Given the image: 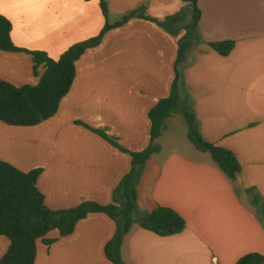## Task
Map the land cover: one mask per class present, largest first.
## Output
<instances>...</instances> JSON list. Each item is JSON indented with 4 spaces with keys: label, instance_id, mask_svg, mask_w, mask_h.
<instances>
[{
    "label": "crops",
    "instance_id": "0c3cea01",
    "mask_svg": "<svg viewBox=\"0 0 264 264\" xmlns=\"http://www.w3.org/2000/svg\"><path fill=\"white\" fill-rule=\"evenodd\" d=\"M101 1L0 0L14 45L53 60L99 36L106 22L136 13L77 61L53 118L33 127L0 122V160L26 173L41 169L37 186L50 210L115 205L131 154L150 145L149 112L170 95L177 70L179 108L165 121L159 150L137 168L135 187L140 213L170 208L186 229L161 237L134 223L122 264H236L264 256V0H200L198 30L189 32L192 6L182 0H103L106 19ZM175 16L171 30L159 24ZM185 36L192 47L176 66ZM227 41L234 43L227 56L210 46ZM34 66L27 52L0 51V79L15 87L39 84L44 68ZM186 109L204 141L233 153L241 167L235 182L189 140ZM116 231L107 215L90 214L71 235L52 231L46 239L53 244L38 241L34 264H112L105 246ZM9 246L0 236V260Z\"/></svg>",
    "mask_w": 264,
    "mask_h": 264
},
{
    "label": "trees",
    "instance_id": "16d2710c",
    "mask_svg": "<svg viewBox=\"0 0 264 264\" xmlns=\"http://www.w3.org/2000/svg\"><path fill=\"white\" fill-rule=\"evenodd\" d=\"M182 1L192 6V15L186 30L187 32L197 31L201 17L198 8L200 0ZM100 8L106 19L108 8L103 0L100 2ZM135 15L136 13H131L114 25L106 22L99 36L70 47L58 60H53L42 52H28L16 47L11 37L12 24L0 15V51L27 52L33 57L34 68L41 65L44 68L41 80L36 86L15 87L0 79V122L9 126L33 127L53 118L59 111L61 101L72 87L76 76L77 61L87 49L98 46L106 32L124 25ZM140 17L148 19L143 13ZM178 20L179 16H175L159 24L171 30L170 25ZM210 46L220 55L227 56L233 49L234 43L227 41L210 44ZM191 47L192 43L188 36L180 39L176 66L183 61L186 52ZM178 80L179 75L176 70V78L170 95L149 112L150 145L141 153L131 154L132 170L123 178L114 193L115 205L102 206L93 202H85L70 210H50L45 205L44 196L37 186L42 170L37 169L26 173L0 160V236L10 241L9 249L0 260V264H34L38 241L42 240L46 245L53 244L54 241L46 239L52 231H57L61 238L71 235L76 224L90 214H105L116 223V234L105 246V255L112 264H122L121 245L134 223L161 237L174 236L186 229L185 220L170 208L158 206L152 211L140 213L137 207L135 187L137 168L143 167L152 154L159 150L156 141L164 132L165 121L179 108ZM184 117L188 127V137L194 147L201 152L208 153L224 175L230 181L235 182L241 167L233 153L204 141L198 134L195 119L190 110H185ZM93 132L118 147L117 143L104 132L96 130ZM236 264H264V256L255 253L248 254Z\"/></svg>",
    "mask_w": 264,
    "mask_h": 264
},
{
    "label": "rangeland",
    "instance_id": "374dc122",
    "mask_svg": "<svg viewBox=\"0 0 264 264\" xmlns=\"http://www.w3.org/2000/svg\"><path fill=\"white\" fill-rule=\"evenodd\" d=\"M169 136H175V137H181L182 135H181V133H180V131H175V130H171V132L169 133ZM184 142V141H183Z\"/></svg>",
    "mask_w": 264,
    "mask_h": 264
}]
</instances>
